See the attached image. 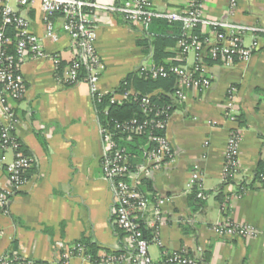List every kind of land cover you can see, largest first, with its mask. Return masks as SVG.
Instances as JSON below:
<instances>
[{
    "label": "crops",
    "instance_id": "obj_1",
    "mask_svg": "<svg viewBox=\"0 0 264 264\" xmlns=\"http://www.w3.org/2000/svg\"><path fill=\"white\" fill-rule=\"evenodd\" d=\"M98 1L115 6L125 2ZM152 1L160 12L181 11L189 2ZM236 1L232 8V0H204L203 14L213 21L264 30V0ZM11 6L29 21L30 32L38 37L48 58L35 59L29 54L19 69L27 91L14 103L20 117L16 135L33 165L27 184L11 199L7 212L0 210V257L16 248L20 256L35 264H60L61 256L73 250L72 244L85 237L102 248L100 261L93 263L86 255L75 253L69 264H105L103 257L121 250V242L113 229L114 196L102 170L104 141L92 90L86 82L64 87L56 80L54 60L70 64L76 57L73 41L62 29L61 16L53 19L59 37L53 41L47 37L39 1L21 7L12 0ZM101 18L97 51L106 70L98 91L110 93L128 74L153 65L151 43L158 32L172 35L173 25L160 28L155 20L145 29L126 23L117 14ZM180 29L179 40L182 26ZM255 39L259 47L248 61L207 67L211 87L187 91L188 100L178 103L166 131L172 158L158 170L127 179L153 203L167 199L158 227L159 243L149 247L155 263L168 253L184 251L202 264H264V186L256 179L264 163V32L246 35L245 45L250 48ZM178 49H170L176 54L175 61L184 60L181 65L192 68L195 54L182 58ZM229 89H234L235 111L242 117L243 126L239 125V173L234 181L226 182L225 155L234 128L225 109ZM131 154L134 173L147 166L146 153ZM1 156L0 189L6 184ZM196 172L202 180L201 189L191 184ZM144 181L150 182L151 192L140 189ZM195 190L205 196L198 194L200 202L190 200ZM230 222L251 225L259 235L225 238L214 232L216 226ZM147 229L154 237L152 229Z\"/></svg>",
    "mask_w": 264,
    "mask_h": 264
},
{
    "label": "built area",
    "instance_id": "obj_2",
    "mask_svg": "<svg viewBox=\"0 0 264 264\" xmlns=\"http://www.w3.org/2000/svg\"><path fill=\"white\" fill-rule=\"evenodd\" d=\"M21 7H28L36 1L41 3L45 13L47 37L58 41L55 32L54 17L60 15L63 21L62 29L73 41L76 57L63 69L60 75V60L55 59L56 80L64 87L79 84V71L82 66L88 72L86 83L89 84L93 95L99 93L98 83L106 66L97 51L98 23L103 15L117 14L128 24H137L148 28L155 20H163L169 24H180L183 35L178 42L182 57L191 52L195 54V65L192 68L172 65L141 67V73H147L154 79L177 78V89L174 98L177 103L188 100L187 91H204L211 87L212 81L207 75L202 54L209 49L213 60L226 66H233L238 61H248L253 51L258 49L259 43L255 39L250 48L245 45V36H257L264 30L254 26L235 23L213 21L203 14L204 0H189L188 5L181 11L160 12L155 10L152 0H125L121 5H105L98 0H16ZM12 0H0V154L6 172V184L0 189V210L7 212L11 199L16 196L28 182L27 173L33 165V160L23 150L16 130L20 124V117L14 103L21 101L27 91V85L20 72L25 58L30 54L35 59L48 58L40 40L30 32V23L19 15L11 6ZM236 0H232V8L236 7ZM17 32L19 41L16 53H8V46L13 39L7 34L8 28ZM213 37V40L212 38ZM234 89H229L226 99L227 120L234 125L231 129L228 148L224 163V180L234 181L239 173V159L242 136L239 128V117L235 111ZM119 96L117 99H120ZM115 101V100H114ZM145 113L156 112L154 119L139 123L133 120L125 124H115L113 128L101 127L104 141L102 170L104 177L110 183L114 196L113 214L116 223L127 234V250L119 256L103 257L105 264H199L196 257L184 251L168 253L163 260L155 263L151 257L149 247L151 243H159V223L162 222V209L167 199H159L154 203L151 199L130 185L124 177L147 175L150 169L158 170L173 156V150L166 136H153V147L146 153L147 166L137 173H132L129 159L123 149L116 142V135L139 134L147 128L167 131L173 106L167 105L161 109L150 103V98L142 99L141 104ZM10 155V158H9ZM199 173H194L192 186L202 188ZM264 184V175L260 178ZM199 197L205 198L200 193ZM143 220L146 227L152 229L153 239L147 240L140 229L139 221ZM214 232L225 238H256L259 231L251 225L241 223H227L218 225ZM75 253L85 255L83 249L71 250L61 256L60 264H69ZM0 264H13L6 260L5 254L0 257ZM28 264H33L29 261Z\"/></svg>",
    "mask_w": 264,
    "mask_h": 264
},
{
    "label": "trees",
    "instance_id": "obj_3",
    "mask_svg": "<svg viewBox=\"0 0 264 264\" xmlns=\"http://www.w3.org/2000/svg\"><path fill=\"white\" fill-rule=\"evenodd\" d=\"M158 26L160 28L165 27L168 29L169 25H173V34L166 35L158 32V36L154 38L151 43L153 49V65L154 66H165L169 67L172 65L184 64V60L175 61L176 54L170 49H175L178 46L179 36L181 34L180 24H169L163 20H158ZM7 34L13 39L11 45L8 46V53L14 55L16 53L17 43L19 37L17 32L13 28L7 29ZM146 44L149 43V40L145 41ZM179 50V49H178ZM180 53V51H179ZM182 57V54H181ZM183 58V57H182ZM170 59L172 61H170ZM203 63L207 67H213L215 65H222L221 62L215 61L211 58L209 49L204 50L202 54ZM69 64L63 62L59 63L60 66V75L63 73V69ZM88 78V72L84 66L80 68L79 79L81 82H86ZM177 78L171 76L169 78H159L154 79L147 73H141L139 70L133 73L128 74L125 79L121 82L119 87L110 93H96L93 95L94 109L98 117V121L101 127L113 128L115 124H125L133 120H137L139 123L145 121H151L156 118V112L145 113L141 106L142 99L149 97L151 105L157 109H161L167 105L173 106V111L179 105L175 98L174 93L177 89ZM120 99H117L118 97ZM115 100V101H114ZM239 125L243 126L242 117H239ZM153 136H166V131H159L153 128H147L143 132L134 135H116L115 142L120 149H123L130 161L132 156L141 155L142 153H147L152 147L151 138ZM150 146L147 150V146ZM130 163V162H129ZM131 171L134 173L135 166L133 167L130 163ZM264 175V163H262L256 175V179L260 183L261 176ZM125 180L128 179V176L124 177ZM264 186V184H262ZM142 191L147 190L148 192L152 191L151 184L148 181H144L140 187ZM198 191H193L190 200L195 202H200L198 198ZM140 229L143 231V234L147 240H152L153 235L150 230L147 229L143 220L139 221ZM113 229L116 236L120 239L121 250L118 252H107L112 255H121L126 252H130L126 247L127 234L118 226L116 223V216L113 214ZM48 233H51V230H47ZM74 251L83 249L84 254L89 257L90 261L93 263H98L100 261L99 252L102 248L91 238H85L74 242L72 244ZM114 253V254H112ZM108 254V255H109ZM6 260L12 261L13 264H28L30 260L24 259L17 252V249L7 252L5 254ZM203 261H199V264H202ZM35 264V262L33 263Z\"/></svg>",
    "mask_w": 264,
    "mask_h": 264
}]
</instances>
